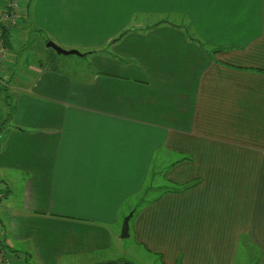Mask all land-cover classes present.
<instances>
[{
    "label": "crops",
    "instance_id": "0c3cea01",
    "mask_svg": "<svg viewBox=\"0 0 264 264\" xmlns=\"http://www.w3.org/2000/svg\"><path fill=\"white\" fill-rule=\"evenodd\" d=\"M17 25L0 81L10 261L264 264V0H24ZM29 31L83 62L13 69ZM158 165L171 190L199 184L144 203Z\"/></svg>",
    "mask_w": 264,
    "mask_h": 264
},
{
    "label": "rangeland",
    "instance_id": "374dc122",
    "mask_svg": "<svg viewBox=\"0 0 264 264\" xmlns=\"http://www.w3.org/2000/svg\"><path fill=\"white\" fill-rule=\"evenodd\" d=\"M20 19H21V13L19 15ZM19 27H21L20 25H15L17 31L19 29ZM15 29V30H16ZM25 35V34H24ZM15 51L11 54H13V58L10 60V58H8L9 61H7V65L8 66H12L13 69H19L21 70L22 67H28L31 69V66H35V65H40L42 63H47L54 68H59L62 67L63 71L65 72H70L72 70L78 69L79 65H81V62H83V58H79L78 56H63L60 55L58 53H56L53 50H48L46 51L44 46L41 45L40 43H38V45H35V43H37L36 38L33 37V32L29 31V35L27 37L25 36H20L19 35L15 38ZM5 48V45H4ZM18 55V57H17ZM40 59V60H39ZM25 62L27 63V65H24ZM6 63V60L3 61L2 65H1V69H0V75H2L1 73H3L2 68L4 67V64ZM5 84V83H4ZM4 84L1 85L0 82V99L3 98L4 96V92L3 89H5ZM5 105L4 103H0V112H4ZM158 170H154L151 173V176L149 178V183L148 185L153 189V195L152 197L158 196L161 192H164L165 190L168 189V187L170 188V186L165 183V177L163 176V168L161 165H158ZM130 216V215H129ZM128 216V217H129ZM133 216V215H132ZM126 217V219L128 218ZM132 218V217H131ZM123 233V230H122ZM128 237H129V232H128ZM125 262H129V261H125Z\"/></svg>",
    "mask_w": 264,
    "mask_h": 264
},
{
    "label": "built area",
    "instance_id": "2783aa9c",
    "mask_svg": "<svg viewBox=\"0 0 264 264\" xmlns=\"http://www.w3.org/2000/svg\"><path fill=\"white\" fill-rule=\"evenodd\" d=\"M8 2H9V9L5 11L2 17L0 18V69L3 61L6 58L1 29L5 27L6 29L10 30L11 28L15 27V25L19 23L20 20L19 15L22 9L24 8V0H8ZM0 81H1V75H0ZM0 263L15 264L14 262L9 260L6 254V249L1 243H0Z\"/></svg>",
    "mask_w": 264,
    "mask_h": 264
},
{
    "label": "trees",
    "instance_id": "16d2710c",
    "mask_svg": "<svg viewBox=\"0 0 264 264\" xmlns=\"http://www.w3.org/2000/svg\"><path fill=\"white\" fill-rule=\"evenodd\" d=\"M1 31H2L1 33L3 35V39L2 40H3L4 45L6 47L7 44L9 43V31L10 30H8V29H1ZM165 183H167L171 187V184H169V182L167 180L165 181ZM198 184H199L198 182H194V183L185 185V186L181 187L180 189H173V190H171L168 187L167 190H165L164 192H161L156 198L150 199V203L159 200L160 198H162L166 194H170V193H184V192H187V191L195 188ZM151 193H154L153 192V189L149 185H147V187L145 188V190L142 193V201L144 203H145V200L148 198V196ZM147 202H149V201H147ZM105 264H133V263L132 262H125V261H120L119 260V261H116V262H109V263H105Z\"/></svg>",
    "mask_w": 264,
    "mask_h": 264
},
{
    "label": "water",
    "instance_id": "95a60500",
    "mask_svg": "<svg viewBox=\"0 0 264 264\" xmlns=\"http://www.w3.org/2000/svg\"><path fill=\"white\" fill-rule=\"evenodd\" d=\"M47 47L55 50L58 54L63 55V56H73V55L74 56H81L80 53L77 51L63 50V49L59 48L58 46H56L55 44H53L52 42H49L47 44ZM131 217H132V215H130L124 222L122 238H128L129 222H130Z\"/></svg>",
    "mask_w": 264,
    "mask_h": 264
}]
</instances>
